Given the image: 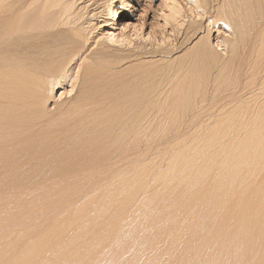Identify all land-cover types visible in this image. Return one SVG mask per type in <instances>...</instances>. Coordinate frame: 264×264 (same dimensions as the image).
<instances>
[{
    "label": "bare ground",
    "instance_id": "6f19581e",
    "mask_svg": "<svg viewBox=\"0 0 264 264\" xmlns=\"http://www.w3.org/2000/svg\"><path fill=\"white\" fill-rule=\"evenodd\" d=\"M164 1L0 0V264H264V0Z\"/></svg>",
    "mask_w": 264,
    "mask_h": 264
},
{
    "label": "rangeland",
    "instance_id": "374dc122",
    "mask_svg": "<svg viewBox=\"0 0 264 264\" xmlns=\"http://www.w3.org/2000/svg\"><path fill=\"white\" fill-rule=\"evenodd\" d=\"M143 1H145V2H143ZM131 2H132L131 3L132 7H134V9L138 10L135 13V15L137 17L136 18L137 19L136 24H137L138 29H137V31L134 32L135 35L133 33V36H134V38H136V40L139 44H141L144 41L143 42L144 45H147V43L148 44L150 43V44L155 45L156 47H158V46L162 47L166 44L169 45V43H170L171 47L177 46V43H175V41L177 40V38H176L177 36L176 37L175 36L174 37H172V36L168 37L167 36L166 37L167 40H163V34L161 32L162 20L160 18V14L162 12L161 10L163 9V5H165L164 0H139V1L131 0ZM120 23H125L124 19H121ZM147 33L151 34V36L149 37L150 41L145 42L146 40H144V39L141 40L142 42L139 41L140 36H144V34L146 35ZM182 35H180L178 37H181ZM170 37L172 40L170 39ZM223 39L224 38L221 34V36H217L214 40H215V42L221 43L223 41ZM166 41H168V42L166 43ZM138 43H136V44H138ZM174 44H175V46H174ZM142 47H143V44H142ZM143 48L146 49V48H150V47L147 45V46H144Z\"/></svg>",
    "mask_w": 264,
    "mask_h": 264
}]
</instances>
